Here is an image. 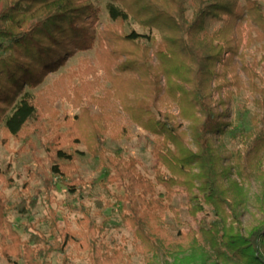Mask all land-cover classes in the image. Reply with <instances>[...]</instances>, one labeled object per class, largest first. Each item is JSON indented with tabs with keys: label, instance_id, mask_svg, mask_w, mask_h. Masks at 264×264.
I'll return each instance as SVG.
<instances>
[{
	"label": "trees",
	"instance_id": "obj_1",
	"mask_svg": "<svg viewBox=\"0 0 264 264\" xmlns=\"http://www.w3.org/2000/svg\"><path fill=\"white\" fill-rule=\"evenodd\" d=\"M191 2L190 16L185 0H109L106 4L115 26L108 25L105 35L116 49L98 54V62L118 98H122L121 85L130 83L125 73L134 70L138 74L130 90L133 104L122 105L136 124L154 136L153 177L142 175L138 160L125 157L120 150L107 155L101 115L83 108L75 120H67V129L51 145L53 158L44 190L48 193L57 183L70 192L93 187L71 176L78 147L83 145L106 168L100 185L122 191L116 196L118 210L123 222L133 229L145 264H264V219L246 235L235 227L240 225V209L245 207L241 175L257 180L264 192V54L257 62L262 77L258 78L254 71L252 76L258 83L251 79L250 84L259 93L252 127L230 133L237 143L234 167L239 179L231 176L232 166L223 164L226 159L213 142L215 134L224 132L226 123L222 121L224 112L215 105L212 89L224 54L237 53L232 33L242 21L250 24L249 43L264 41V5L260 0H244L243 6L239 0ZM98 15L92 0H0V124L5 139L19 138L22 127L35 112L25 88H35L76 50L91 47ZM208 18L227 20L209 34ZM130 19L150 33L156 31L158 41L153 34L135 30L119 33L118 29ZM144 39L156 45L155 64L149 61L150 47ZM260 47L264 51V43ZM113 55L126 56L124 62L116 64V74L110 71ZM167 100L178 105V116L155 112ZM178 118L188 122L187 129ZM160 153L180 169H172ZM6 172L0 169V183L9 186ZM178 187L186 190L191 214L206 212L205 206H211L220 216L219 221H201L197 229L189 228L187 233L174 237L164 218L168 212L178 217L173 204ZM36 203L35 195H27L5 208L0 191V252L9 264L13 256L25 264H51L50 255L64 254L71 243H79L80 249L87 252L89 264H129L121 247L105 249L102 244L108 221L103 211L115 203L97 201V214L102 217L99 224L91 209L80 204L81 218L77 223L82 241L69 229L59 228L53 210L48 216V237L36 230L21 241L6 210L29 214ZM226 212L232 218L230 224ZM6 238L10 239L8 243Z\"/></svg>",
	"mask_w": 264,
	"mask_h": 264
},
{
	"label": "rangeland",
	"instance_id": "obj_2",
	"mask_svg": "<svg viewBox=\"0 0 264 264\" xmlns=\"http://www.w3.org/2000/svg\"><path fill=\"white\" fill-rule=\"evenodd\" d=\"M92 1L99 9V15L94 24L95 38L91 47L76 50L67 56L57 70L47 73L35 88H25L33 100L35 112L22 127L19 138L5 139L2 124H0V169H7L5 177L10 180L9 186H6L5 182L0 183V191L5 208L27 195H35L37 198V203L29 214L22 215L6 210L7 218L19 234L21 241H26L30 237L29 233L36 230L46 237L49 236L48 216L51 210L56 215L59 228L69 229L76 234L79 241H82V230L77 223L81 218L80 204L91 209L94 221L99 224L102 217L97 214V201L115 203L114 207L103 211L108 221L102 244L105 249L121 247L129 258V264H145L138 247L139 242L133 236V229L123 222L118 210L120 204L116 202V196L122 194V191L112 185L108 188L100 185L101 180L105 178L106 168L100 160L93 158L83 145L78 147L71 176L93 184V187L84 188L81 192H70L66 186L57 183L48 193L44 190L45 180L50 176L53 158L51 145L57 136L67 129V120L71 122L75 120V116L79 115L83 108H89L92 113L101 115V122L105 128L107 155H113L120 150L125 157L138 160V170L142 175L151 178L154 175L155 159L151 153L154 136L136 124L122 105L123 103L133 104L130 90L134 88L138 74L134 70L125 73L130 83L127 82L126 86L121 85L122 98H118L97 56L103 54L104 50L110 52L116 49V45L109 43L105 35L108 25L115 26L106 10L109 0ZM260 1L264 5V0ZM239 4L243 6L244 0H239ZM185 5L187 16H190L191 0H185ZM226 20L227 18L224 20L208 18L206 33L211 34L219 29ZM250 29V24L244 20L233 31V45L237 47V53L233 56L230 53L224 54L223 62L216 68L217 77L212 83L215 105L219 111L224 112L222 121L226 123L224 132L215 134L213 142L221 156L226 159L223 164L232 166L231 176L237 179L239 177L234 167L237 143L230 133L233 129L249 131L252 127V117L258 110L255 102L259 99V93L255 92L250 84L251 79L258 83V79L252 76L254 71L258 78L262 77L261 66L257 62L264 54L260 47L264 41L248 42ZM131 30L144 35L153 34L158 41L159 36L156 31L150 33L132 19L122 29H118V32L128 33ZM143 41L150 47V63L155 64L157 62L156 45L147 39ZM125 60V55L117 58L113 55L109 62L111 73L116 74V64ZM161 85H164L163 80ZM220 101L223 104H220ZM155 112H169L178 116L179 107L175 102L167 100L161 102L159 110ZM178 121L182 122L184 129L188 128V122L180 118ZM261 155L264 160V151ZM160 157L172 169H180L163 153H160ZM241 184L246 190L245 207L240 209V225H234L240 233L246 235L264 219V192L257 180L248 179L243 174ZM173 204L178 217L175 218L168 212L164 222L174 237L187 233L189 228L197 229L201 221L208 223L220 219L211 206H205L206 212L191 214L184 188H176ZM225 216L227 223L230 224L231 216L227 212ZM9 241L10 239L6 238V242ZM49 260L51 264H89L87 252L80 249L79 243L69 244L64 254L53 252ZM0 264H9L1 252ZM10 264H25V262L13 256Z\"/></svg>",
	"mask_w": 264,
	"mask_h": 264
}]
</instances>
